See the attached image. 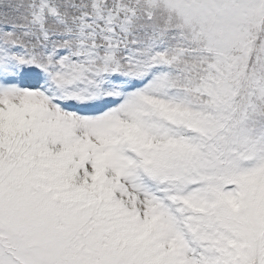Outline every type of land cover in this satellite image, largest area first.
Segmentation results:
<instances>
[{
    "label": "snow or ice",
    "instance_id": "obj_1",
    "mask_svg": "<svg viewBox=\"0 0 264 264\" xmlns=\"http://www.w3.org/2000/svg\"><path fill=\"white\" fill-rule=\"evenodd\" d=\"M0 264H264V0H0Z\"/></svg>",
    "mask_w": 264,
    "mask_h": 264
}]
</instances>
